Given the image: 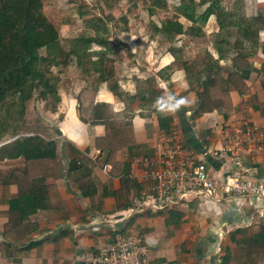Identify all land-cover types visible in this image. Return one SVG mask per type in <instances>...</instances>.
Instances as JSON below:
<instances>
[{
	"label": "crops",
	"instance_id": "obj_1",
	"mask_svg": "<svg viewBox=\"0 0 264 264\" xmlns=\"http://www.w3.org/2000/svg\"><path fill=\"white\" fill-rule=\"evenodd\" d=\"M226 1H236L233 9L239 19L256 14L264 17V0ZM203 31L205 42L182 46L184 35H177L179 45L167 46L161 55L149 50V45L156 44V48L162 42L148 35V27L144 31L148 39L141 36V43L128 47L126 58L113 45L106 57L112 73H106L108 80L96 87L92 100L93 104L109 105L130 125L128 146L116 150L111 158L107 151L95 147V139L104 134L103 126H90L78 116L76 96L88 87L91 77L71 61L61 77L55 110H46L43 101L34 102L39 116L54 132L50 141L56 140L61 166L60 176L53 179L50 175L55 168L48 160L32 163L34 187L42 190L34 202L44 205L41 209L33 211L31 199H20L15 181H24V176L10 177L14 173L22 175L25 170L23 150L16 146V140L34 134L22 132L20 119L0 122V264H83L102 244L124 236L129 226L141 231L154 264H264V199L232 197L219 191L205 195L198 189L186 200L173 199L155 210L144 208L112 223L113 218L133 210L131 201L140 199L147 188L148 183L141 179V165L134 161L152 157L148 143L156 134L166 135L157 129L160 114L170 117L167 130L175 129L180 143L190 148L195 158L199 156L196 160L202 161L214 176L220 174L221 159L210 152L219 148L224 130L242 121L264 129V87L259 85L263 56L257 47L264 44V31L259 33L257 46L249 45L240 53L250 73L241 96L228 94L231 110L194 116L195 94L188 88L180 63L189 59L199 70L204 52L216 59L213 17L207 18ZM230 46L232 39L227 48ZM88 51L101 49L91 45ZM227 63V56L216 62L219 66ZM148 78L154 81L150 92L142 89ZM181 99L192 102L182 105ZM4 117L5 107L0 110V120ZM241 162L242 179L264 181V158L244 156ZM124 179L130 188L122 192ZM20 209L23 212L15 214ZM7 225L10 231L6 232Z\"/></svg>",
	"mask_w": 264,
	"mask_h": 264
},
{
	"label": "trees",
	"instance_id": "obj_2",
	"mask_svg": "<svg viewBox=\"0 0 264 264\" xmlns=\"http://www.w3.org/2000/svg\"><path fill=\"white\" fill-rule=\"evenodd\" d=\"M156 1L164 4V0ZM235 2L230 7H224L222 0H178L177 6L173 7L174 14L186 21L187 26L182 27L176 19L161 20L157 27L150 22L147 23L148 35L154 41L170 43L175 36L184 35L187 42H183V46L192 40L204 38V24L209 16L213 17L216 32L212 34V47L216 59L212 60L204 52L199 60V70H195L189 59L180 63L188 81V88L195 94L194 116L213 111H230L228 94L234 92L241 96L246 91L245 80L250 73V67L240 57V53L249 45L257 46L259 33L264 31V17L256 14L239 19L233 9ZM43 4V0H0V110L5 107L7 115L0 122L3 124L20 119L22 132L27 135L34 134L16 140V146L23 150L25 170L22 175L18 173L10 175L11 178L24 176V181L19 183L15 181L18 195L20 199L25 197L31 199L33 211L43 208L44 205L34 202L35 199H39L42 190L34 187L32 163L48 160L55 168V173L50 175L53 179L60 176L61 168L57 162L56 140L50 141L54 138V132L39 116L34 102L43 101L46 110H55L59 102L58 89L61 77L72 60L91 77L88 87L80 89L76 96V111L82 122L90 126H103L104 134L101 138L95 139V147L107 151V157L111 158L116 150L128 146L131 140L130 125L120 114L113 113L109 105L92 102L96 87L108 80L106 73H112L106 57L114 44L105 37L104 25L110 23L117 32H126L127 29V19L123 13L119 12L115 18L112 15L113 8L119 4L118 0H101L100 13L85 20L84 30L69 37L68 40L62 38L52 22L47 19ZM145 10L148 15L151 13L149 7ZM62 39L66 43H63ZM229 39H232L230 49L227 48ZM91 45L99 47L101 51L89 52ZM263 46L264 44L257 46L263 56L260 66L263 79L260 87H264ZM41 49L44 52L40 54ZM226 56L227 64L220 66L216 64ZM108 84L112 83L109 81ZM153 84L154 81L148 78L143 81L142 89L150 92ZM159 106L153 109L156 111ZM160 115L156 123L157 129L167 134L169 131L167 126L171 119L169 116ZM124 181V186L120 187L122 192L130 188L129 181L127 179ZM22 212L20 209L15 214L20 215ZM10 216L8 214V220ZM5 228L6 232L10 231L9 225Z\"/></svg>",
	"mask_w": 264,
	"mask_h": 264
},
{
	"label": "built area",
	"instance_id": "obj_3",
	"mask_svg": "<svg viewBox=\"0 0 264 264\" xmlns=\"http://www.w3.org/2000/svg\"><path fill=\"white\" fill-rule=\"evenodd\" d=\"M152 157H141L134 162L141 165V179L147 188L140 199L131 201L128 209L112 223L126 219L132 212L144 208L155 210L173 199L186 200L192 191L205 195L215 191L232 197L264 199V181L242 179V158H264V129L242 121L222 133V143L210 155L221 159L220 174L214 176L202 161L196 160L190 148L180 143L177 131L170 128L166 135L156 134L148 143ZM103 166V169H107ZM83 264H154L147 254L141 231L129 226L125 235L97 248Z\"/></svg>",
	"mask_w": 264,
	"mask_h": 264
},
{
	"label": "rangeland",
	"instance_id": "obj_4",
	"mask_svg": "<svg viewBox=\"0 0 264 264\" xmlns=\"http://www.w3.org/2000/svg\"><path fill=\"white\" fill-rule=\"evenodd\" d=\"M177 1L178 0H164V4H162L156 0H129L127 2L125 0H118L119 4L113 8L112 15L115 18L120 12L126 16L128 21L127 31L118 33L110 23H105V37L115 44L114 47H116L117 53L123 54L124 58H126V50H128V47L132 48V46L141 43L143 41V39H141L142 37L146 40L148 39V35H145L144 32L148 22L157 27L161 20L177 19V21L182 24V27L187 26L186 21L174 14L173 7L177 4ZM43 2V10L47 19L52 22L57 32L65 40L70 39L69 37H73L84 30L85 20L99 14L101 9V0H43ZM223 4L225 5L224 7L231 6V3H227L226 0L223 1ZM147 7L151 9L149 15L145 10ZM205 31H207V27ZM64 39L61 41L66 43ZM183 41L187 42L185 36ZM199 41L205 42V40L200 37L199 39L192 40L191 43ZM170 43V45L166 43L158 44L156 48V44H152L149 45V50L155 51V55H161L160 52L163 53L167 46L179 45L180 36H176ZM43 52L44 51L41 49L40 54ZM152 55H154L153 52ZM64 85L65 83H63L62 87H64ZM196 158L200 160L199 156Z\"/></svg>",
	"mask_w": 264,
	"mask_h": 264
},
{
	"label": "clouds",
	"instance_id": "obj_5",
	"mask_svg": "<svg viewBox=\"0 0 264 264\" xmlns=\"http://www.w3.org/2000/svg\"><path fill=\"white\" fill-rule=\"evenodd\" d=\"M192 101H189V100H187V99H181L180 101H179V104H182V105H186V104H190Z\"/></svg>",
	"mask_w": 264,
	"mask_h": 264
}]
</instances>
